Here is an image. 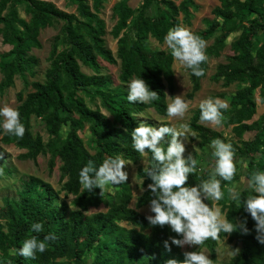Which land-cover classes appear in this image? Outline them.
<instances>
[{
  "label": "trees",
  "instance_id": "16d2710c",
  "mask_svg": "<svg viewBox=\"0 0 264 264\" xmlns=\"http://www.w3.org/2000/svg\"><path fill=\"white\" fill-rule=\"evenodd\" d=\"M69 1L77 6L76 13L66 12L45 0H0V35L3 43L11 47L0 62V94L14 86L17 76H36L39 60L32 51L42 47L41 32L63 22L60 33L54 37L44 81L32 82V92L17 95L16 111L25 127L24 136L5 133L2 127L0 136L2 144L26 151L20 156L22 160L36 161L40 155L49 154L50 172L60 161L62 179H66L57 191L50 183L32 176L23 182L18 199H4L0 207V264H167L171 259L182 264L184 252L171 244L170 239L182 237L169 226H151L147 216L138 211L150 208L154 197L148 188L137 198L136 208H132L129 180L118 185L113 200L107 201L104 190L101 195L99 188L89 192L81 187L79 172L89 160L98 168L105 159L116 156L140 164L143 156L132 146L131 131L144 123L140 115L147 110L168 116L167 90L171 93L175 90V60L170 49H159L152 41L164 44L169 29L191 26L198 5L195 0H143L134 9L129 5L130 0L118 1L113 9L117 22L111 31L117 39L115 54L106 45L107 27L100 17L107 0H92L91 4L88 0ZM19 7H24L28 20L20 15ZM152 7L157 10L155 15L148 13ZM213 15L215 19L206 22L207 28L194 34L205 43L212 38L214 42L204 49L206 61L201 64L204 75L197 77L188 68L192 84L188 99L192 100L201 90L208 58L219 57L227 40L239 31L231 45L232 54L218 65L212 77L214 81L222 80L225 88L234 84L240 87L229 97V108L220 110L223 124L231 128L237 140H229L203 125L200 108L193 113L188 126L200 139L201 147L220 139L232 145L234 162L247 158L245 178L249 181L253 172H264V112L258 120H253L257 114L255 93L258 90L264 106V0H220ZM59 44L63 46L61 50ZM101 60L111 65L120 63L119 84L111 76L101 74ZM82 66L94 74H86ZM133 78L145 80L149 89L159 94V99L148 104L130 103L127 85ZM34 118L45 123L47 141L33 132ZM161 125L170 126L163 122L157 128ZM66 126L68 132L63 137L62 129ZM85 128L90 133L94 153L81 137ZM169 140L165 136L161 141L165 150ZM146 154L151 162L152 153L146 151ZM2 159L0 155V170ZM197 162L186 187H195L211 177L215 158L212 167L205 170ZM137 176L144 187L152 183L144 173V166L138 167ZM217 179L223 192L217 204L225 219L233 224L246 220L248 234L240 229L230 235L221 232L217 240L209 238L200 248H206L212 260H216L219 240L228 238L241 243L239 254L228 264H264V245L256 239V222L244 207V201L256 193L246 188L239 202H228L230 187L241 180V175L236 169L232 181ZM60 192L74 196L71 204L60 197ZM204 203L215 206L213 200H204ZM102 204L108 205L106 212L86 214ZM36 223L43 224L42 232L31 230ZM48 235L55 238L46 241V250L37 252L35 259L19 255L25 239L36 236L43 240ZM165 241L171 245L170 252L164 247Z\"/></svg>",
  "mask_w": 264,
  "mask_h": 264
},
{
  "label": "clouds",
  "instance_id": "9594fccd",
  "mask_svg": "<svg viewBox=\"0 0 264 264\" xmlns=\"http://www.w3.org/2000/svg\"><path fill=\"white\" fill-rule=\"evenodd\" d=\"M164 43L170 49V54L175 61L191 69L192 74L201 77L204 71L201 64L206 61L204 49L205 41L191 33L188 29L175 26L167 32ZM127 99L130 103L148 104L159 99L156 91H151L148 84L142 78H133L127 85ZM167 115L169 118L183 117L188 110V103L182 96L169 97ZM200 122L212 125H221V109H226L227 104L220 99L212 98L201 101ZM0 117L3 118L0 127L5 133L22 138L25 127L20 122L19 112L4 106L0 108ZM181 125V128H186ZM127 132L128 130L125 129ZM169 136L167 149L161 146V141ZM184 131L175 127L161 125L159 128L140 123L131 131L132 146L136 152L144 156L146 151L152 153V161L144 162V173L151 179L148 185L154 198L150 201V211L154 215L146 217L153 227L169 226L171 230L182 239L170 238L171 244L177 247L202 246L211 238L217 240L221 232L232 234L238 229L243 234H248L246 220L240 224L222 218L221 212L214 205L209 206L204 200L219 201L223 197L220 177L224 181H232L236 172L234 164V151L231 144H226L220 139L211 141L212 155L215 163L211 177L195 187H186L189 174L196 171L197 160L192 156L184 158L186 151L181 138ZM126 162L120 156L107 158L97 168L92 160L79 172L81 187L89 192L101 189V195L106 185H120L127 182L128 173L124 171ZM248 188L253 189L256 195L249 196L244 201L245 210L250 213L256 222V239L264 245V172L255 171L248 181ZM232 199H238L239 193L235 189L230 190ZM31 230L39 233L43 231V224L36 223ZM55 237L46 236L43 240L36 236L25 239L20 247L19 255L26 259H35L36 253L46 250V241ZM164 247L169 252L171 245L164 242ZM239 253L235 249L233 254ZM185 259L182 264H213V261L203 251L184 253ZM167 264H181L176 259L167 261Z\"/></svg>",
  "mask_w": 264,
  "mask_h": 264
},
{
  "label": "rangeland",
  "instance_id": "374dc122",
  "mask_svg": "<svg viewBox=\"0 0 264 264\" xmlns=\"http://www.w3.org/2000/svg\"><path fill=\"white\" fill-rule=\"evenodd\" d=\"M54 3L58 8L69 12L76 13L77 6L71 3L69 0H45ZM89 3H92V0H88ZM120 0H107L104 4L103 9L100 12V17L104 19L107 27V35L105 37L106 45L109 49H111L115 54L117 52V39H115L111 31L117 22V18L114 15V6ZM198 9L194 12L192 25L186 26L191 33L195 34L196 32L203 31L207 28V21L214 20L215 16L213 15V10L220 5V0H195ZM143 3V0H130L129 5L137 9ZM20 15L28 20L29 16L26 15L24 7H19ZM149 15H155L157 10L155 7H152L149 10ZM63 26V22L57 23L53 27H49L44 29L40 35V41L42 43V47L40 49H34L32 54L35 55L39 60V65L36 69V76L30 77L29 75L22 77L17 76L15 80V84L12 88L6 90L2 94H0V108L4 106L11 107L16 110L19 105L17 95L19 93H23L24 95L33 91L32 82L34 81H44L45 74L47 69L50 66V55L53 48L54 37L60 33V30ZM1 29V26H0ZM240 32L234 33L228 40L226 47L220 53L219 57H210L208 58V71L206 77L201 81V90L195 95V97L190 100L188 99V94L191 91L192 84L190 81L188 68L179 61H175L173 65L174 74H175V90L171 93L167 90V101L170 103L169 97L182 96L185 102L188 103L189 107L185 115L181 117L169 118L168 116H161L157 114L153 109L147 110L145 113L140 115V118L143 119L144 123H151L154 125L153 127H157L159 124L163 122H168L170 127H175L179 131H184V136L181 138L182 142L185 145V153L184 156L188 158L192 156L197 161H199L204 170L211 166V162L213 161V149L211 146H200V139L196 136V134L189 128L188 124L193 116V113L199 109V105L201 101L212 98L220 99L224 103L227 104V108H229L230 101L229 97L233 95L240 87L238 84L231 85L228 88L223 86V81H214L213 76L217 71V67L221 63L226 62L227 56L232 54L231 45L233 41L239 36ZM133 38V37H131ZM154 46L162 49L169 50L166 44H159L155 41H152ZM214 42V38L207 41L206 47L212 45ZM63 46L59 44V49L61 50ZM11 50L9 45L3 43L2 36L0 35V62L2 61L3 56ZM101 74L111 76L116 84H119V75H120V63L117 65H111L103 60H101ZM83 72L88 75H93L94 71L91 69L82 66ZM2 79V74L0 71V81ZM225 94V98H221L219 95ZM260 92L259 90L255 93V99L258 105L257 114L254 117V121L258 120L260 116L264 112V106L260 102ZM92 106V104L89 102ZM225 120V118L223 119ZM203 125L210 127L216 131H219L224 136H226L229 140H237V138L231 132V128L226 127L223 122L221 125H212L210 123H202ZM33 132L35 134L41 135L45 141L48 140V133L46 131L45 123L41 119H33ZM181 125H186L187 127L182 129ZM68 132V127H64L62 129V136ZM81 137L88 148V150L94 153L93 143L91 140L90 133L88 129L85 128L81 132ZM25 150L18 149L14 145H4L1 142L0 136V155L3 157L1 161V170H0V207L3 206V201L5 198L9 199H18L19 192L23 187V182L27 181L29 177H37L42 179L45 182L50 183L53 188L57 191L61 190L62 184L66 181V179H62V171L61 166L62 163L57 161V165L53 172L49 171V161L50 155H40L36 161L32 160H22L20 156L25 153ZM126 162V161H125ZM144 162H148L147 154L143 156L140 164L136 165L131 162H126V166L124 171L128 173V180L132 189V202L130 203V207L136 208L137 198L148 188L142 185V180H140L137 176V169L139 166H144ZM235 168L241 175V180L239 182L233 183L230 187L231 189H235L239 193V197L241 192L248 188V180H246V169L248 164L247 158L237 159L235 162ZM106 194L107 201H112L114 195L119 190L118 185H106L103 189ZM60 197L63 198L68 204H71L74 196L69 195L66 196L65 192H60ZM239 202L238 199H232L230 195L228 198V202ZM215 207L219 209L221 212L222 218L225 219L224 213L221 211V207L217 204V201H214ZM72 208V207H71ZM108 210L107 204H102L98 208H91L86 214L92 215L98 212H106ZM142 214L149 216L152 215L149 207H143L138 209ZM123 226L130 227L127 223H123ZM235 249L241 250V243L237 241H229L228 238H224L219 240L217 247V256L216 260H212L209 251L206 248H200V246H187L182 247V251L192 252V251H203L206 256L209 257L213 261V264H228L234 257H236L239 253L233 254Z\"/></svg>",
  "mask_w": 264,
  "mask_h": 264
}]
</instances>
